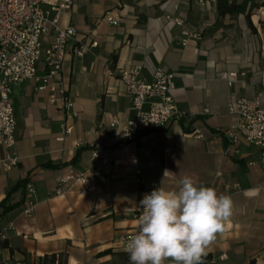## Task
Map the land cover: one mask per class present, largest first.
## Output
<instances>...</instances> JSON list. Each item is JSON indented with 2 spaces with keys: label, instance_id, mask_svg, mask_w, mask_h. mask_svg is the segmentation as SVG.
<instances>
[{
  "label": "crops",
  "instance_id": "1",
  "mask_svg": "<svg viewBox=\"0 0 264 264\" xmlns=\"http://www.w3.org/2000/svg\"><path fill=\"white\" fill-rule=\"evenodd\" d=\"M108 14L115 24L101 20ZM246 15L219 17L216 0L74 1L60 18L76 32L60 76L63 96L50 103L31 81L13 89L17 141L0 148V202L27 179L36 206L30 217L22 205L0 218V264H39L50 255L66 264H129L118 257V239L137 226L140 200L160 185L175 190L184 176L235 204L227 231L207 249L210 264H264V161L257 147L223 136L238 121L229 103L257 98L264 106V7ZM83 45V58L74 57ZM133 66L146 83L159 69L175 74L172 95L186 117L112 145L136 116L119 75ZM8 153L16 162L5 169ZM69 175L85 183L56 194V178Z\"/></svg>",
  "mask_w": 264,
  "mask_h": 264
},
{
  "label": "built area",
  "instance_id": "2",
  "mask_svg": "<svg viewBox=\"0 0 264 264\" xmlns=\"http://www.w3.org/2000/svg\"><path fill=\"white\" fill-rule=\"evenodd\" d=\"M75 0H0V148L9 151L16 144L17 122L12 103L13 89L31 81L38 84V91H46L49 102L55 103V94L63 96L61 72L67 56L68 43L75 37V29L71 26L61 27L60 18L68 15ZM102 21L115 24L108 14ZM183 43L185 41H182ZM95 46L92 44L91 47ZM87 51L85 45L73 50V56L83 58ZM141 66H133L119 72L125 86L130 106L136 116L129 121L119 136L111 140V144L135 143L142 135L154 134L171 124H180L186 115L182 113L172 95L175 74L164 69L156 70L150 83L141 77ZM234 75L229 79L233 80ZM68 107L70 103L61 98ZM228 111L237 115L238 121L230 129L223 131V136L232 144L243 142L257 147L264 161V106L257 98L238 99L228 105ZM118 124L113 118L110 126ZM66 132H69L67 128ZM97 153L93 158L97 159ZM16 162L11 154H7L5 169ZM139 173L131 178L138 180ZM56 194H63L69 182L85 183L82 176L69 175L56 178ZM34 190L27 183L23 199L22 214L30 217L35 209ZM139 210L135 219L140 215ZM137 230V226L118 239L119 249L124 251L126 241ZM0 234V242L4 241Z\"/></svg>",
  "mask_w": 264,
  "mask_h": 264
},
{
  "label": "clouds",
  "instance_id": "3",
  "mask_svg": "<svg viewBox=\"0 0 264 264\" xmlns=\"http://www.w3.org/2000/svg\"><path fill=\"white\" fill-rule=\"evenodd\" d=\"M138 209L137 230L124 246L129 264H203L207 249L227 231L235 214L230 195L190 176L175 190L160 185L145 194Z\"/></svg>",
  "mask_w": 264,
  "mask_h": 264
},
{
  "label": "trees",
  "instance_id": "4",
  "mask_svg": "<svg viewBox=\"0 0 264 264\" xmlns=\"http://www.w3.org/2000/svg\"><path fill=\"white\" fill-rule=\"evenodd\" d=\"M260 7H264V2L261 4H255L250 0H216V9L219 17H224L226 15L230 17H237L238 15H243L246 12V16L248 17L253 10L259 9ZM180 124H183V121H181ZM185 131L189 132L187 128H185ZM45 167L55 166L45 165ZM27 183L28 180L23 179L7 190L5 198L0 202V218L13 212L23 205ZM19 192L21 194V198L18 201H14L13 197ZM0 248H6V244L4 242L0 243ZM118 257L122 261L129 263V256L126 254H118ZM210 262V255L203 257V264H210ZM39 264H66V259L62 256L50 255L40 259Z\"/></svg>",
  "mask_w": 264,
  "mask_h": 264
},
{
  "label": "rangeland",
  "instance_id": "5",
  "mask_svg": "<svg viewBox=\"0 0 264 264\" xmlns=\"http://www.w3.org/2000/svg\"><path fill=\"white\" fill-rule=\"evenodd\" d=\"M253 1V0H252ZM258 10V9H257ZM261 10V9H260Z\"/></svg>",
  "mask_w": 264,
  "mask_h": 264
}]
</instances>
